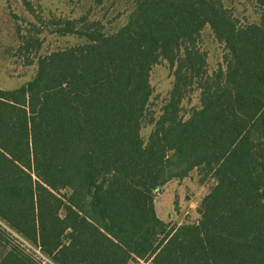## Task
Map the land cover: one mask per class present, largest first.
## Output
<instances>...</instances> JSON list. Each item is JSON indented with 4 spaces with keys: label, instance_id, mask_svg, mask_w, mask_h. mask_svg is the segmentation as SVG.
Here are the masks:
<instances>
[{
    "label": "trees",
    "instance_id": "obj_1",
    "mask_svg": "<svg viewBox=\"0 0 264 264\" xmlns=\"http://www.w3.org/2000/svg\"><path fill=\"white\" fill-rule=\"evenodd\" d=\"M254 1L258 24H241L225 0H135L111 35L86 18L53 25L87 43L38 56L31 81L0 90V264H43L18 237L52 264H264V0ZM208 26L224 47L213 74ZM162 62L172 90L146 141ZM195 91L200 106L186 114ZM193 171L215 180L199 219L164 222L158 196Z\"/></svg>",
    "mask_w": 264,
    "mask_h": 264
},
{
    "label": "rangeland",
    "instance_id": "obj_2",
    "mask_svg": "<svg viewBox=\"0 0 264 264\" xmlns=\"http://www.w3.org/2000/svg\"><path fill=\"white\" fill-rule=\"evenodd\" d=\"M27 1L31 11L21 0H0V90H15L31 81L37 71L38 56L87 43L85 38L75 35L56 34V28L53 26L55 23L86 18L87 23L100 22L104 33L111 35L127 23L135 7V0ZM225 5L241 24L260 23L262 12L254 0H225ZM36 41L41 44L39 49L33 46ZM201 47L207 53L208 69L210 74H213L223 61L224 47L215 39L209 26L202 32ZM28 61L33 62L28 65ZM173 80L166 62L153 68L151 84L154 93L144 116L141 132L146 141L154 130L153 122L160 117L169 98ZM199 106V91L189 95L182 104L186 114L193 107ZM182 183L183 193L176 194L173 198L174 212L180 216L184 208L193 211L184 219V223H194L199 219L198 211L202 200L215 186V180L209 177L202 182L198 171H193L185 181H181ZM168 223L174 225V222ZM34 251L32 250L33 253ZM46 264L52 263L47 260Z\"/></svg>",
    "mask_w": 264,
    "mask_h": 264
},
{
    "label": "crops",
    "instance_id": "obj_3",
    "mask_svg": "<svg viewBox=\"0 0 264 264\" xmlns=\"http://www.w3.org/2000/svg\"><path fill=\"white\" fill-rule=\"evenodd\" d=\"M185 181V179H184ZM184 183V182H183ZM181 181H173L169 183L158 196L156 200V210L159 218L164 222H174V225L181 226L184 224V219L191 214L193 211L184 208L183 213L179 216L174 212L173 198L183 193L184 184ZM185 185H187L185 183ZM199 208V206H198ZM199 214V213H198ZM180 220V221H178ZM177 222V223H176ZM49 261V260H48ZM50 262V261H49Z\"/></svg>",
    "mask_w": 264,
    "mask_h": 264
},
{
    "label": "built area",
    "instance_id": "obj_4",
    "mask_svg": "<svg viewBox=\"0 0 264 264\" xmlns=\"http://www.w3.org/2000/svg\"><path fill=\"white\" fill-rule=\"evenodd\" d=\"M18 239H19V241L22 243L23 247L26 248L27 250H29V251L32 252V250L34 251V249H35L34 252L37 254V255H36L37 258L40 259V260H42V261H43V264H46L47 259H46V257L41 253L40 248H34V247H32L29 243H27L25 240H23V239L20 238V237H18Z\"/></svg>",
    "mask_w": 264,
    "mask_h": 264
}]
</instances>
